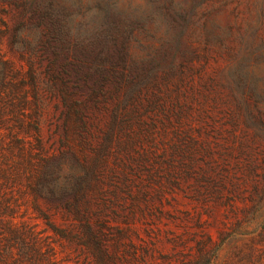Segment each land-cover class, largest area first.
Listing matches in <instances>:
<instances>
[{"label": "rangeland", "instance_id": "obj_1", "mask_svg": "<svg viewBox=\"0 0 264 264\" xmlns=\"http://www.w3.org/2000/svg\"><path fill=\"white\" fill-rule=\"evenodd\" d=\"M34 3L0 0V264H264V57L229 89L209 84L211 54L179 95L112 128L109 98L87 101L66 128L50 54L21 27ZM155 23L134 31L135 61L167 47Z\"/></svg>", "mask_w": 264, "mask_h": 264}, {"label": "trees", "instance_id": "obj_2", "mask_svg": "<svg viewBox=\"0 0 264 264\" xmlns=\"http://www.w3.org/2000/svg\"><path fill=\"white\" fill-rule=\"evenodd\" d=\"M138 1L145 13L141 18L122 0H100L84 9L67 0H35L29 20L21 22L50 54L47 71L67 107L66 128L73 114L77 120L82 116L87 101L109 98L114 104L112 128L137 112L147 95L153 102L179 95V88L197 73L196 63L211 54L225 66L210 74L209 84L229 89L232 73L248 70L264 57V0H245L241 9H229L228 0ZM75 16L77 22L72 20ZM157 19L173 32L167 47H160L157 58L147 54L135 61L128 53L131 44H138L134 31ZM104 82L110 84L106 92ZM78 92L84 94L79 102ZM127 106L130 112L121 114Z\"/></svg>", "mask_w": 264, "mask_h": 264}]
</instances>
